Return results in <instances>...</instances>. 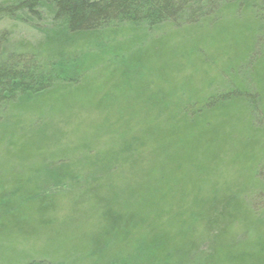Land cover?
Here are the masks:
<instances>
[{
    "label": "trees",
    "instance_id": "1",
    "mask_svg": "<svg viewBox=\"0 0 264 264\" xmlns=\"http://www.w3.org/2000/svg\"><path fill=\"white\" fill-rule=\"evenodd\" d=\"M1 21L12 23L0 28V112L15 114L9 144L17 125L40 127L21 136L32 150L14 160L55 166L49 178L73 173L81 189L78 201L73 187L27 197L19 211L1 215L0 243L27 250L33 239L78 235L90 264L135 252L137 264H163L208 237L210 258L201 264H264V196L256 199L264 194V128L252 126L249 111L257 101L264 119V85L249 66L264 59V0H0ZM18 24L40 38L12 44ZM138 27L162 31L135 50L104 44L101 32ZM231 35L235 54L210 76ZM246 63L249 87L238 75ZM228 113L240 115L238 124L225 120ZM28 183L19 187L31 191ZM49 251L40 253L62 258Z\"/></svg>",
    "mask_w": 264,
    "mask_h": 264
},
{
    "label": "rangeland",
    "instance_id": "2",
    "mask_svg": "<svg viewBox=\"0 0 264 264\" xmlns=\"http://www.w3.org/2000/svg\"><path fill=\"white\" fill-rule=\"evenodd\" d=\"M12 23H9L7 21H1L0 23V28L2 27H8L10 26ZM50 27V26H49ZM139 30L137 29H128L125 28L124 31L121 34H113L111 33L109 30H105L106 33L101 32L102 34H104L106 36V39L104 40V44L105 42L108 43L109 45L114 43H122L123 45L125 44V48L128 47V45H134L132 49L135 50L136 47L138 46H144L145 43L147 41H149L152 37H155L158 33H160V28H156V30H151L148 29L146 27H138ZM15 29V30H14ZM14 32H13V37L11 40V43L13 44V42H15L17 39H27L29 41H31L32 43L35 42V40L40 38V32H38L37 28H34L32 26H29L27 24H18V26L16 28H14ZM198 30V29H197ZM235 30H233L232 34L234 35ZM135 37V38H134ZM131 38L135 39V44L134 41H131ZM264 38V36H263ZM137 39V40H136ZM235 39L232 38V35L230 36L229 40H228V45L224 46V48H220L223 52L221 54H223L225 52V55L223 56V61L220 62L218 65H216V69H213L210 76H213L215 73L218 74H222V67L224 66V63L226 62L224 59L226 58V55H234L236 50H237V45L234 43ZM99 44V43H98ZM100 45V44H99ZM98 45V46H99ZM257 47V51H259V49L262 47V44L260 43ZM124 48V47H123ZM256 49V48H255ZM94 50L93 47L88 48V51ZM122 53H127L126 50H119ZM80 51H77V53L80 55ZM85 53V52H84ZM78 56V55H77ZM204 63H211V59L209 57H203V55H201ZM222 57V56H220ZM258 56H256L257 58ZM256 58H254L250 63L249 66L251 67V77L255 79V83L257 82V80L260 81L262 80V83L264 85V59H261L259 61L256 62ZM114 60V59H113ZM114 62V61H113ZM256 62V63H254ZM221 65V66H220ZM247 63L246 65L243 66V68H241V70L238 72L239 77L243 78L244 80V85L246 87L250 86V81L249 80V67H247ZM61 70V71H60ZM60 70L58 71V76L59 75H64L65 76V72L62 73V67L60 68ZM66 71V69H65ZM67 72V71H66ZM201 75H196L195 80L200 81V83L202 82V77H200ZM200 77V80H198V78ZM226 77V76H225ZM208 85H206L207 87ZM230 83H228V81H224L223 86L221 87L224 91L225 88L230 87ZM35 96H27L24 101V103H26V100H32V98H34ZM51 98H53L52 96H49ZM22 99L21 97H17L16 99ZM15 99V100H16ZM48 101V99H46V102ZM252 104V105H251ZM257 101L255 102H251L250 103V108L249 111L251 110V116H252V126H254V128H264V119L262 118L261 115H258V105ZM14 113H10L9 111L5 112H0V217L3 214H10V213H14L20 210L21 205L27 201V197H31V196H42V195H50L53 196V194H60V193H64V191L68 192L70 190H72L73 187V197L74 199H77L78 196H76V192L77 190L81 189V187H79V185L77 184V186L74 187L73 183V173H68V174H64L63 177L57 175L56 174H52V178H49L48 175L52 172V170H54L55 166H46L47 168L43 167V166H37L35 167L34 165H27L25 162H15V158L18 156V154H28L30 152V150H32V148L27 145L25 143V139L22 138L23 136H25L26 134L28 135V133H34V134H38L37 132H39L40 127L38 128V126L34 125V124H23V126H19L17 125L16 127V131L17 133H19V135L16 137H14L12 139L13 143L16 142L14 144V146L10 145V140H11V136H9V134L7 133V131H9V127L10 129L12 128L11 125L13 126L12 122H11V117ZM15 115V114H14ZM250 116V117H251ZM228 118H230V120L232 122H236L237 118L240 117V115L237 113H228L226 114L225 120ZM236 124H238L236 122ZM237 126V125H236ZM236 129V128H235ZM231 131V130H230ZM240 134V133H237ZM241 135V134H240ZM245 135V133H244ZM252 135V133L248 132L246 135V138L249 140L250 136ZM22 136V137H21ZM62 137V136H61ZM239 140H244V138L242 137H238V135L234 134L233 135V139L238 141ZM251 141L253 139H250ZM236 143V142H235ZM256 147L253 146V150ZM246 148L243 147H239V149L237 150V154L243 156V154L246 152L245 151ZM251 150V149H250ZM250 150H247L248 152H250ZM67 156V155H66ZM243 157H240L238 161H236L237 163H234L235 167H238L237 170H239V167L242 163H239V161H242ZM240 165H239V164ZM46 164H49L48 162H46ZM42 165V164H41ZM239 165V166H238ZM260 169L261 172H264V159H262L261 163H260ZM41 167V168H40ZM40 168V169H39ZM32 172H28V171ZM34 171H33V170ZM51 170V171H50ZM238 172V171H237ZM15 175V177H17V181L16 182H20V183H12L9 184L8 178L9 176H13ZM10 179V178H9ZM31 180L32 183V187L29 190H25L20 186V184L23 182L24 185ZM81 186V185H80ZM32 192V193H31ZM35 193V194H34ZM32 194V195H31ZM264 194H258V196L256 197L257 202H262L264 200ZM29 197V198H30ZM259 197H263V200L260 201ZM68 234H74L71 230H68ZM248 232L251 234L250 230H247V232L244 233V235H248ZM80 242L81 240L78 238V235L76 237V235L74 237H64L62 239H55L54 243L51 244L48 240L46 241L45 239L39 240V239H33L30 240V243L28 244V246H26L27 250L24 249L23 246H20L18 243L14 242L13 240L8 241V242H1L0 243V264H8L7 262H5V260H7L8 258L12 257V255L14 254L17 258H19L17 261V263L15 264H90V258H87L88 255H86L84 252L79 251L77 249L78 246H80ZM50 246L51 249L52 248H57L61 253V257L63 258H56V260H51L50 258H48V256L43 255L42 253H40V250H43L44 252H50ZM209 240L208 237H206L205 239L202 238L201 240H199L198 245L191 249L188 252H181L176 259H168L166 260L165 263L163 264H201L204 263V261H207L210 257L208 253V247H209ZM73 249V250H70ZM103 249V246H102ZM39 252V253H38ZM32 253V255H31ZM103 251L100 249L98 251L94 252V255L96 258H99L100 254H102ZM139 253L135 252L133 256H128V257H124L122 258V262L119 261V263L114 260L110 261L108 264H129L128 262H131V264H133V262H135L136 264L139 263L136 256H138ZM89 256H92L91 254H89ZM136 259L134 261V259ZM92 259V258H91ZM133 259V260H131ZM128 261V262H126Z\"/></svg>",
    "mask_w": 264,
    "mask_h": 264
}]
</instances>
